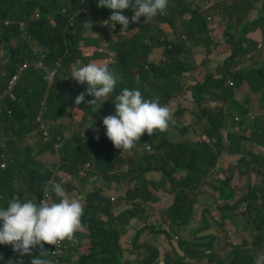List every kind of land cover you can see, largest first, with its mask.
<instances>
[{
  "label": "trees",
  "instance_id": "16d2710c",
  "mask_svg": "<svg viewBox=\"0 0 264 264\" xmlns=\"http://www.w3.org/2000/svg\"><path fill=\"white\" fill-rule=\"evenodd\" d=\"M247 10L253 11L251 7ZM226 11L218 12L223 20ZM111 12L98 7L97 0H0V72L10 76L26 59L41 57L37 46L46 54L45 70L29 68L14 87L17 100L13 102L17 105H8L5 100L2 103L6 108L0 107V207L14 199L39 203L49 182L61 183L66 196L74 193L84 205L82 230L79 241L67 246L62 264H254L255 258L264 254V189L255 187L257 182L264 183V156L253 150L254 146L264 148V134H259L264 133V23L241 22L237 36L232 34L228 22L224 39L215 37L212 42L208 36V14L200 10L193 15L190 39L196 46L201 37H206L211 45L202 51V57L182 60L179 52L185 47L184 42L165 39L166 31L158 32L147 25L149 20L145 22L144 17L137 23L130 20L128 30H121L119 24L113 28L108 21ZM122 14L131 18L133 10ZM156 18L160 27L166 24L171 33H176L179 20L169 7ZM6 21L11 24L5 25ZM136 28L139 31L133 33ZM118 30L131 35L122 43L124 50L114 47L126 55V63L118 71L121 79L115 91L99 113L93 110L99 102L89 105L94 97L86 94L87 85L73 78L65 80L68 72L63 68V74L52 81L44 78L62 58L66 68L75 63L80 58L81 45L92 33L100 32L101 38L109 40V33L117 35ZM253 33L259 34L260 41ZM154 48L161 50L156 61L151 57ZM244 50L256 53L262 70L233 71L234 59ZM224 53L229 56L220 67L208 59L222 60ZM200 61L207 73H203V81L190 88L196 110H183L179 115L182 124L197 119L203 134L145 133L133 149L120 154L107 138L103 124L98 125L93 119L86 129L67 137L60 127L56 128L57 141L62 145L60 162L54 146L43 142L24 145V138L38 129L44 100L49 117L56 121L68 117L70 109L79 110L77 117L83 119L87 114H100V119L114 114L111 100L123 88L139 89L148 99H154L157 92L160 104L166 106L172 83L165 85V79L182 83L186 71L203 68ZM132 66L141 69L138 76L131 74ZM152 77L156 83L150 88L147 81ZM260 91V105L255 104L250 115L253 134H221L229 123L224 106H213L232 102L236 108V96L241 92L249 96L244 108L248 114L250 96ZM81 93H85V100L77 105L75 99ZM176 113L169 125H175ZM138 145L143 147L142 152L137 151ZM133 154L136 157L129 160ZM4 161L7 168L2 169ZM58 169L70 177L69 183L64 184L61 177L55 176ZM181 172L186 175L180 176ZM100 179L104 180L103 185L92 188ZM114 194L116 201L112 200ZM48 195L50 200L57 199L52 193ZM149 205L154 206L157 221L148 218ZM242 206L245 209L239 213ZM192 222L196 228L177 245L174 234L187 231ZM207 231L211 232L204 235ZM146 233L156 236L159 244ZM238 236L245 241L240 243ZM217 245L221 251H216ZM189 248L196 257L189 254ZM207 250L212 254H206ZM16 254L11 245H0V264H17L13 260Z\"/></svg>",
  "mask_w": 264,
  "mask_h": 264
},
{
  "label": "clouds",
  "instance_id": "9594fccd",
  "mask_svg": "<svg viewBox=\"0 0 264 264\" xmlns=\"http://www.w3.org/2000/svg\"><path fill=\"white\" fill-rule=\"evenodd\" d=\"M174 1L176 2V7L172 9L174 16L186 24L181 32L183 35L181 39L185 44L191 42L190 36L192 33L190 29L192 26V18L195 13H198L200 10L205 11L208 14L206 20H208L209 25L211 18L215 17V15L221 18L218 15L219 11H223L220 10L221 7L226 8L228 5L234 6L241 4L239 3V0H221L223 3L219 6L215 4V0H97V6L112 10L108 21L112 22L113 28L119 24L122 26L121 30H128L130 20L133 23H137L140 21L141 17H144L145 22L148 20L150 21L157 15L165 14L168 7L171 10ZM216 2L219 3L218 0ZM192 4L195 5L193 6ZM128 9L133 10L131 18L122 14L124 10ZM186 16H188L187 19H185ZM4 24L10 25L11 22L6 21ZM150 26L158 32L163 33L160 24ZM22 27L24 28L23 24ZM108 28L115 30L111 27ZM138 31L139 28H136L135 32L137 33ZM109 34L110 39L106 40L101 38L100 32L92 33L88 37L89 40L81 46L80 58L75 63L66 68L64 58H62V60L56 62L53 70L44 76L46 80L52 81L56 75H59L62 68L63 71L68 72L70 67L74 65L69 77L73 78L81 85H87L86 94L94 97L89 102V105H94L99 102L98 106L95 108V112L103 106L105 101L110 100L109 97L115 91L116 86L121 79L118 75V71L126 63V55L119 54L114 49L115 46H120V48L124 50L122 43L119 41L114 42L113 37L115 35L112 33ZM128 36L131 37V35ZM164 38L169 40L165 35ZM102 42H107L109 44L108 51L113 53V57L116 60L121 61L120 66L115 68L112 61L108 58H96L107 55L106 52L100 51L95 52L94 56H85L84 60L79 61L82 58V49H84V45H93L100 48ZM156 49L160 48H154L152 52ZM37 51L42 55L41 57L32 60L26 59L10 76H8L5 71L0 72V90H7L14 77H18L15 84V86H17L22 79L23 73L31 67L45 70L46 54H44L43 50L38 46ZM242 56L252 60L255 59V54L247 51L239 53L235 59ZM1 58L2 55L0 53V59ZM87 62L89 63L86 64ZM259 70H262V67L258 63L250 67L239 69L233 67L234 72H257ZM155 83V77L149 78L148 85L150 88H152ZM169 83H172V87L169 89L170 92L167 96L168 104L166 106L160 104L161 100L157 92L154 99H148L142 95L139 89L123 88L120 93L115 96L114 100H111L114 103V114L104 117L103 126L107 138L112 142L115 148L119 149L120 154H122V151L133 149L143 134L147 133L151 136L156 131H165L169 126L170 120L175 116V107H182L185 109L192 107L178 106L175 104L172 100V88L174 83L168 80L165 85H168ZM197 83L198 82L193 85H196ZM189 91L191 93L190 103L195 105L192 91ZM48 92L49 89L47 90L46 96ZM254 95L258 96V98L263 96L262 91L256 92ZM14 97L15 100L11 97H7L0 101V103L8 98L16 101V96L14 95ZM84 100L85 93H81L76 97L75 103L79 105ZM216 106H225V103H216L213 107ZM183 110L184 109L180 111L183 112ZM48 111V105L44 100L39 110V126L35 134L39 136L44 144L55 147V144L61 145V143L57 141L58 135H56V128L53 132L55 127L53 121L56 120L49 117ZM227 121L229 125L221 130V134H224L225 136L226 134H244L247 136L244 130L249 127L251 128V120L250 116L248 117V114H245L244 108L240 103L237 104L232 116L228 118ZM235 121L239 123L235 124ZM45 134H50V137H46ZM26 138L27 137L24 138V141ZM40 143L41 142L38 141V139H34L30 143L24 142V145H38ZM55 150L57 159L60 162L63 158L61 153L62 145L59 154L56 147ZM149 150H151V148H148V151ZM6 156L7 155H3V158H6ZM3 164H5V168H7L5 161ZM2 169L4 168L2 167ZM60 173L61 170L58 169L55 176L61 177ZM65 175L67 176V181H64L61 177L64 184L71 181L70 177L67 174ZM48 193H52L57 199L50 200ZM68 194L66 196L65 189L61 183L49 182L43 193L44 199L39 203H37V200L14 199L10 201L6 207H0V245L12 246L13 251L17 252L13 257V260H16L17 264H53L50 259H52L54 251L56 250H59L63 254L59 263L62 264L63 258L68 250L67 246L70 247L74 243L71 242V237L80 227L81 217L84 212V205L80 200L76 199L77 196L73 193L75 197L70 198ZM113 198H115V200H113ZM116 199L115 196L112 197L113 201H116ZM244 209V206L240 207L239 213H242ZM194 224L195 222H192L187 231L181 232L180 234H174V242L177 245L179 241H185L184 239L186 236H190L188 233H192L194 228H196L192 227ZM203 234L206 235L205 232ZM221 249V246H216V251H221ZM188 252L193 255L192 257L197 256L195 255V251L190 248L188 249ZM206 254H212V251L207 250ZM46 256H49L50 259ZM254 264H264V254L258 255L254 260Z\"/></svg>",
  "mask_w": 264,
  "mask_h": 264
},
{
  "label": "rangeland",
  "instance_id": "374dc122",
  "mask_svg": "<svg viewBox=\"0 0 264 264\" xmlns=\"http://www.w3.org/2000/svg\"><path fill=\"white\" fill-rule=\"evenodd\" d=\"M222 3H218L215 0V4L217 6L221 5ZM175 7H176V2L174 1L173 4H172L171 10L174 9ZM227 7H229V8L224 14V20L223 21L217 15H215V17L211 18V20L209 22L210 34L211 35H214L215 33H217L218 32L217 31L218 28H225V24L224 23H228V22H229L228 23L229 27L232 29L233 32L236 31L237 26L241 22L252 23V24L264 23V11H256V9L257 10H263V8H264V0H243V3L240 4V5H234V6L233 5H228ZM247 7H251L253 9V11H251V12L248 11ZM223 9H224V7L220 8V10H223ZM154 24H160L159 19H157L156 17L151 19L150 21H148L147 25H154ZM105 26H106V23L103 25V27H105ZM133 33H135V30H133ZM221 36L224 39V37H225L224 34H221ZM130 39H131V37H129L128 35L123 34L120 30H118V34L113 37V41L114 42H118L119 41L121 43H124L126 40H130ZM16 44L17 45L19 44V40L18 39H16ZM209 45H210V43L206 42L203 45L202 49L207 48ZM108 48H109V44L107 42H102L100 48H97L96 46H93V45H91V46H85L84 45V49H82V58L79 61L84 60L85 56H94L95 52L100 51V52H106L107 55L106 56H102V57H96V58H108L110 61H112V63L114 64L115 68L117 66H120L121 65V61L116 60L113 57V53L108 51ZM200 48H201L200 45L195 46V50L196 49L199 50ZM195 50L193 48L192 51L190 52V54L195 53L194 52ZM2 51H3V48L0 47V53H2ZM197 56L202 57V54H197ZM224 60H225V58L220 60V61H217V64H221L222 62H224ZM200 63L203 66L201 61H200ZM73 66L74 65H72L70 67V70L68 71V74L64 77L65 80H71V77H69V75H70L71 71L73 70ZM217 67H220V66H217ZM205 70H206V68L203 66V68L200 71H205ZM130 72H131L132 75L138 76L141 73V69L139 67H137V66H132L130 68ZM59 74H63V72H61ZM230 77H232L231 74H230ZM235 77H238V76H235ZM234 79H236V78H234ZM239 86L241 87L242 83H240ZM242 94L243 93L238 92V94L236 96V99L238 100V102H239L240 99H241V101H243ZM6 102H7L8 105H13V106L17 105V102L14 103L11 98H8ZM0 107L1 108H6V104L5 103H0ZM96 107H94V109H93L94 112H95V108ZM175 108L177 110L176 123H175V125H169L168 128L165 130L166 133L167 134H195V132L199 129V121L197 119H194V121H193L194 123L186 121L184 124H182L179 112L182 109H184L185 111H190L191 109L196 110V106L193 105L189 109H185V108H182V107H175ZM234 110H235V103L230 102V103H228V104H226L224 106V111H225L224 113H225V115L228 118H230L232 116ZM99 112H100V108L96 110V113H99ZM78 113H79V110L70 109L69 110V114L70 115L68 117L59 119L57 121H53L54 124H55L53 132H54L55 128L60 127L61 130L63 131V133H66L68 135L69 134H77L78 131L86 129L87 126H89V123H91L93 121V119L97 120L98 125H102L103 124V119L104 118L100 119L99 118L100 114H97L96 116L94 114H92V115L91 114H87L86 115V119H83V117H77ZM238 123L239 122L235 121V124H238ZM56 135H58V134H56ZM36 136H37L38 141L42 142L41 139L39 138V136L38 135H36ZM136 149H137L138 152H142L143 151V147H141L139 145L136 146ZM253 150L259 152V151L262 150V148L254 146ZM149 152H151V150H149ZM61 153H62V151H61ZM136 155L137 154L131 155L129 160L134 159L136 157ZM181 175L185 176L186 172H181L180 176ZM60 176L63 178L64 181H67V176L65 175V173L61 172ZM95 179H96V177H95ZM103 182H104V180L100 179V181H99V183H97V185H92V188L101 187L103 185ZM68 196L70 198H74L75 197V195L73 193H69ZM113 196L116 197L115 194ZM147 212L149 214L148 218L150 220H152V221L158 220V216H156L154 214L155 208H154L153 205H149L148 206ZM81 230L82 229L79 227L75 231V233L71 237V240H72L71 242H75V241L78 242L79 241L78 234H79V232ZM247 235L249 236L250 239L253 238V234L252 233H248ZM236 239H238L240 243L245 241V239L243 237H240V236H238ZM142 240H144V239L142 238ZM66 255H67V253L65 254V257H66Z\"/></svg>",
  "mask_w": 264,
  "mask_h": 264
},
{
  "label": "crops",
  "instance_id": "0c3cea01",
  "mask_svg": "<svg viewBox=\"0 0 264 264\" xmlns=\"http://www.w3.org/2000/svg\"><path fill=\"white\" fill-rule=\"evenodd\" d=\"M239 3H243V0H239ZM193 6L195 5V4H192ZM229 7H224V9H223V11H221V12H224V11H226L227 9H228ZM188 18V16H186L185 17V19H187ZM221 20L223 21V19L221 18ZM225 24V28H218L217 29V33H215L214 35H211L210 34V26L208 25V36H210L211 37V41L212 42H214L215 40H216V38L215 37H219V38H221V39H223V37L221 36V34H224V30L227 28V24L226 23H224ZM166 25V24H165ZM162 25V31L164 32V31H166L165 32V36H167L168 38H169V40L170 41H181V42H183V40L181 39L182 38V34H181V32H182V30H183V28H184V26L186 25L185 24V22H183V21H180L179 20V22H178V25H177V27H176V29H175V34H173V33H171L170 31H169V29L167 28V27H169L168 25ZM170 28V27H169ZM241 32V28L239 27V26H237V29H236V31L235 32H233L232 31V34H234V35H237L238 36V34ZM253 36H255V38L257 39V41H260V36H259V34L258 33H253L252 34ZM206 42H209L210 43V45H211V42L210 41H206V37H201L200 39H199V41H198V43H197V45H200L201 46V48L199 49V50H195V44H194V42H192V40H191V42L190 43H186V45H185V47H183L181 50H180V52H179V56H180V58L182 59V60H185L187 57H189V56H192V57H196L197 56V54H202V51L204 50V51H206L207 50V48L210 46H208L207 48H204V49H202V47H203V45L206 43ZM246 42L247 41H245L244 40V44L246 45ZM196 45V46H197ZM192 46H193V48H194V52L195 53H193V54H190V52L192 51ZM247 46V45H246ZM221 47H223V45H221ZM220 47V48H221ZM219 48V49H220ZM244 51H246V50H244ZM244 51H242V52H244ZM217 52H218V50H217ZM247 52H252V51H247ZM252 53H254V52H252ZM160 54H161V50L160 49H156V50H154L153 52H152V55H151V57L156 61V60H158V58H159V56H160ZM255 54V59H248V58H246V57H244V56H242V57H240V58H237V59H234V63L236 64V69H239V68H244V67H250V66H252V65H256L258 62H257V60H256V53H254ZM222 56L224 57V58H228V56H229V53H224V54H222ZM206 59V58H205ZM208 59H210V61L215 65V66H221L224 62H222L221 64H217V61H220L221 59H218V58H208ZM161 65V64H160ZM210 72V71H209ZM203 73L205 74V73H207L206 72V70L205 71H200L199 69H197V70H195V69H191V70H188V71H186L185 73H184V75H183V77H182V83H180V84H177V83H174V86H173V92H172V96H173V101L175 102V104L176 105H178V106H193L191 103H190V100H191V93H190V88H191V86L193 85V84H195L196 82H201V81H203L204 80V77H205V75H203ZM171 81V80H170ZM168 82V80L167 79H165V83H167ZM147 84H148V81H147ZM249 96H247V95H245V94H242V98H243V101H241V99L239 100V102L238 103H240L241 104V106L243 107V108H246L247 107V103H246V99L248 98ZM251 98H252V101H250V105H249V107H248V109H246V111H248V117L253 113V111H252V109L255 107V104H258V106L260 105V103H259V101L257 100V98H258V96H256V95H252V96H250ZM246 114V113H245ZM247 119V118H246ZM237 127H238V125H237ZM234 128H235V126H234ZM244 132H245V134L247 135V136H249V134H253L252 133V130L250 129V127L249 128H247V129H245L244 130ZM195 134H203L202 133V131L200 130V129H198L196 132H195ZM259 134H261V133H259ZM264 134V133H263ZM67 135L68 134H65V136L67 137ZM34 139H37V136H36V134H33V135H31V136H28L27 138H26V140L24 141L25 143H30V142H32ZM262 148V147H261ZM256 154H259V155H263L264 156V148H262V150L261 151H259V152H255ZM263 171H264V168H263ZM256 173H254L253 175H255ZM255 187H259L260 189H264V183H259V182H257L256 183V186ZM158 216V215H157ZM158 219H159V216H158ZM157 221V220H156ZM145 226V224L144 223H142L141 224V227H144ZM192 227H196V224H194ZM211 231H207V232H205V234H208V233H210ZM146 234H148V233H146ZM153 237V238H152ZM148 238H151V240L154 242V243H156V244H159V240H158V238H156V236H149V234H148ZM217 246H219V245H217ZM200 264H202V263H204V261H200L199 262Z\"/></svg>",
  "mask_w": 264,
  "mask_h": 264
},
{
  "label": "built area",
  "instance_id": "2783aa9c",
  "mask_svg": "<svg viewBox=\"0 0 264 264\" xmlns=\"http://www.w3.org/2000/svg\"><path fill=\"white\" fill-rule=\"evenodd\" d=\"M17 78L18 77H14V79L11 81L10 86H9V88L7 90H5V91L0 90V101L6 99L7 97H11L13 100H15V97H14L12 92H13V89L15 87ZM45 136L46 137H50V134H45ZM55 147H56L57 152L59 154L60 151H61V145L55 144ZM2 167L5 168L6 165L3 164ZM113 200H115V198H113ZM62 255L63 254L59 250H56V251H54L53 257L50 260L53 262V264H59L60 263V258H61Z\"/></svg>",
  "mask_w": 264,
  "mask_h": 264
}]
</instances>
